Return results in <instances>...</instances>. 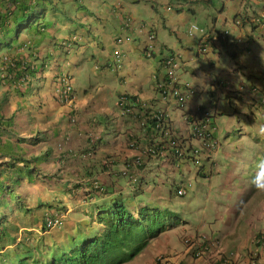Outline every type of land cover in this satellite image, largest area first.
Segmentation results:
<instances>
[{
  "label": "crops",
  "instance_id": "crops-1",
  "mask_svg": "<svg viewBox=\"0 0 264 264\" xmlns=\"http://www.w3.org/2000/svg\"><path fill=\"white\" fill-rule=\"evenodd\" d=\"M41 1L45 7H49L35 9L39 26L30 31L21 27L18 35L13 36L17 40L7 46L0 44V117L11 123V136L6 140L10 152L3 161L18 155L32 160L39 158L26 166L30 171L26 168L17 177L18 188L21 186L18 197L22 195L25 203L33 208L30 211L32 220L28 227L23 228L39 231L47 207L42 209L38 206L56 198L52 202L53 209L65 207L67 210L63 233L67 229L73 232L79 221L90 223L94 220L93 227L100 231L104 224L98 222V217L103 210L109 209L113 199L120 198L137 215L142 207L152 205L143 199L130 197L151 188L158 176L167 174L161 182L172 184L175 180L172 173L181 169L195 173L203 191L207 187L212 190L221 186L224 193L237 196L235 202L224 201L221 206H210L199 212L201 222L197 229L211 230V233L208 230L203 235H196L199 242L207 245L204 255L195 258L187 251L183 239H170L171 228L152 239L135 258L124 264H157L156 259L160 254L171 255L175 264H213L223 256L233 259L234 264H244L251 253L257 254L258 264H264V249L255 237L264 228V193L257 192L252 186L257 159L264 156V107L260 109L263 111L261 117L255 114L257 111L254 108L248 112L237 110L243 118L230 114L225 107L220 108L221 112L218 109L223 100L233 98L234 102L240 100L250 106L261 97L257 84L264 79V40L254 38L252 49L248 50L239 39L247 42L250 26H225L224 29L231 31L229 40L214 43L213 53L199 55L200 36L193 39L195 44L192 47L178 45L177 41L171 39L170 35L176 33L173 28L175 23L170 20L174 15L166 13L159 17L151 14L149 19L145 18V13L151 9L158 11V1ZM142 1H151L152 6L142 5ZM160 1L165 5L167 3L166 9L171 12L172 5L169 3L175 1L182 5L184 1L187 4L199 0ZM244 1L240 0L234 10L233 21L237 15L251 14L261 6ZM52 9H55L54 16L51 15ZM130 17L132 22L127 26ZM213 29L220 30L215 26ZM150 30L157 35L152 58L145 55ZM119 38H123V42L117 46ZM26 41L29 44H23ZM61 42L70 43V48ZM117 50L122 54L123 64L113 71L110 68L115 65L113 61ZM166 50L181 55L183 62L179 79L194 90L184 110L193 113L197 105H202L199 100L205 94L200 95L199 88L204 89L207 83L212 89L209 101L219 97L218 102L212 104L216 105L214 122L218 126L216 136L221 146L217 153L205 155L200 168L188 163L181 168L145 163L134 169L138 177L137 183H134L121 174L122 167L139 154L138 148L130 147L129 138L138 137L143 143L148 142L152 129L151 125L147 129L142 128L139 116L121 112L118 106L121 95L137 97L152 111L169 115L174 127L181 134H188L189 127L185 124L182 111L173 101H162L156 87V80L162 74L160 63L164 55L161 56V53ZM224 50L234 57L228 62L229 75L219 73L218 69L215 75L206 72L204 65L217 67L214 57L218 55L222 58ZM239 53L242 59L236 60L235 55ZM5 57L17 59L19 64L22 62L26 65L27 72L32 73V81L26 84L15 77L4 79ZM198 62L201 66L197 69ZM259 68L263 72L257 74ZM98 70L101 72L98 73ZM65 73L72 77L76 92L73 103H60L56 97L59 76ZM190 73L196 85L188 80ZM236 81L253 84L257 90L244 93L237 92L233 85L228 88ZM217 85L219 88L215 87ZM135 112L140 114V107ZM91 135L97 137L96 143ZM4 141H0V145ZM107 156L115 158L113 166L103 164ZM221 163L224 165L221 166ZM16 165L24 166L22 162ZM40 173L46 177H41ZM99 186L106 192L105 195L100 193ZM250 189L254 195L252 200L246 197ZM229 203L236 209L240 207L244 215L238 214L235 222L226 224L219 218L220 213L224 212L226 216L232 210ZM208 210L217 212L215 222L212 213L207 215ZM232 220L233 217L229 219Z\"/></svg>",
  "mask_w": 264,
  "mask_h": 264
},
{
  "label": "trees",
  "instance_id": "trees-1",
  "mask_svg": "<svg viewBox=\"0 0 264 264\" xmlns=\"http://www.w3.org/2000/svg\"><path fill=\"white\" fill-rule=\"evenodd\" d=\"M39 1L41 0H0L1 45L7 46L17 40L13 36L18 35L21 27L30 31L39 26L40 23H37L35 18L38 15L35 9L38 8ZM234 20L240 24L249 21L248 15L245 17V14L237 15ZM23 44L29 43L26 41ZM3 62L6 63L3 64L4 79L15 77L19 78L20 83L26 84L32 81V73L27 72L28 68L22 62L19 64L17 59L8 57H5ZM10 125L9 121H3L0 117V141L5 140L0 145V160L2 159L0 161V264H123L135 258L150 240L165 230L164 224L155 228L165 219V212L153 213L151 209L144 207L136 217L127 208L125 202L115 198L111 201V208L105 211L108 214L98 218V222L105 225L100 231H96L92 222L87 224L79 221L73 232L67 229L63 233L64 224L63 227L56 229L57 232L53 231L49 235L24 231L22 234L30 240L20 241L19 229L29 226L32 220L30 211L33 208L25 203L26 199L24 200L21 193L18 197L21 186L19 189L17 177L26 168L30 171L31 169L26 166L34 161L37 162L39 158L35 157L32 160L18 155L9 161H3L10 152V145L6 141L11 136ZM19 162L24 166L16 165ZM12 176L16 177L12 178ZM40 176L46 177L41 173ZM99 191L106 194L102 189ZM55 199L38 208L47 207L45 215L54 212L52 202ZM8 245L12 246L7 248Z\"/></svg>",
  "mask_w": 264,
  "mask_h": 264
},
{
  "label": "clouds",
  "instance_id": "clouds-1",
  "mask_svg": "<svg viewBox=\"0 0 264 264\" xmlns=\"http://www.w3.org/2000/svg\"><path fill=\"white\" fill-rule=\"evenodd\" d=\"M203 1L208 2L209 0H203ZM248 3H251L252 5L253 4L254 5L255 4L260 5L261 4L259 9L258 8L255 9L257 11L253 10L252 11L253 13H251L250 15L247 14L249 21L246 24H248L250 26V32L247 35L248 36L247 42H243L241 38L239 39V41L242 42L241 44L243 45V43H244L246 45L247 49L250 50V49H252L251 45H252V42H254V38L257 40H259V39L264 40V30L261 34H259L258 33V31H259L258 25H257V23H255L253 21L254 17L259 16L261 11L264 9V0H249ZM254 11H255V13H254ZM247 15H245V17ZM130 19L132 20V17H130ZM195 25H197V24H195ZM234 25L235 26H243L244 24H240L239 22L234 20ZM190 27L188 29V35L189 36L192 37L196 33H200V43H199V47H198V54L199 55H207L209 53L210 43H213V44L219 43V42L220 43H226L229 40V37L231 34V31L229 28L222 29V30L212 29V30L207 31L204 28L198 26L199 28L203 29L204 32L195 31L191 35L189 32ZM152 32L156 36L155 41H154V50L152 53V56H153L154 51H155L156 41H157V35H156V32H154L153 30H150V32L148 33V36ZM204 33H207L210 36L206 38V37H204ZM148 36H147V40H146L147 43H148ZM122 42H123V38H122ZM116 43H118L117 46H120L119 44H121L118 41H116ZM62 44L66 48H70V43L63 42ZM202 48H206V50L202 51L201 50ZM147 49H148V44H146V55H147ZM241 53L235 55L236 60L242 59V57L240 55ZM170 54H176L178 56V60L180 62L178 67H177L176 74H177V78H178L179 87H181V89L187 95L184 102H178L177 99H175V98H172V99L171 98H164L161 95V92L157 87V82L159 81L160 78H163V74H164L163 70H162L161 63H162L163 59ZM152 56H150V57H152ZM147 57H149V56H147ZM121 58H122V54L120 52L117 54L115 51V59H114L113 63L115 64V66H117V68H120L122 66ZM232 58H234V57H232ZM182 62H183V60H182L181 55L179 53H177L176 51H170L169 54L164 55V57L162 58L161 63H160V69L162 71V74L156 80V87H157V90H158V92L162 98V101H164V102L173 101L177 105V107L182 111V116L184 117V120L186 122L185 124L188 125V127H189L187 135L181 134L179 132V130H177L176 127H174V125L172 124V120L169 117V115H167L163 112H159V111H152L150 109V107L144 106L141 99H139L137 97L135 98V97L127 95V94H123L118 98V106H119V108L123 114L139 116V119H140L139 122H140L141 127L144 129H147L149 127V125H151V129H152L150 132V140L148 142L143 143L141 138H138V137L130 136V138H129L130 147L138 148L139 154L136 157H134V159L130 163H126L122 167L121 174L124 177L129 178L131 182L137 183L138 177H137L134 169L137 167H140L141 165H143L145 163L150 164V165L160 163L162 165H167V166H171V167H175V168H181L182 165H185L188 163V164H192V166L194 165L195 167L200 168L205 155H209L210 153L215 154L220 149L221 142H220L219 138L216 136V133L218 131V126L214 122V116L216 115V113H215V106L216 105L212 104V102H215V104H216L219 100V97L211 99L209 105H205V106L197 105L196 111L193 113H189L188 111L184 110V108L186 107L188 100L192 96L191 94L194 92V90H193V87H190L189 85L181 83V81L179 79L178 71L182 65ZM113 63H111V64H113ZM63 77H69L71 80V84H72L71 101H68V102L62 101L61 96H60V89L62 88V78ZM222 84H224V82ZM239 85H240L239 88L236 89L237 92L254 93L257 90L256 86H254L253 84L247 83V82H242ZM215 87L219 88L218 85ZM56 93H57L56 97L60 103H73L74 102L75 90H74V86H73L72 77L68 73H65V74H62L59 76V85L56 89ZM123 101H124V104H123ZM256 104H257L259 109H262L264 107V95L259 97ZM139 107H140V114L135 112V109L139 108ZM206 113H208V115H206ZM206 118L209 119V122H208L209 126L207 128V131L201 135L197 134L195 132V128L199 127V125H202V124H200L201 122L205 123ZM91 136H92L93 142L96 143L98 140L97 137L95 135H91ZM149 149H151L153 151H151ZM103 164L106 166H113L115 164V158L113 156H107L103 159ZM175 181L176 180H174L173 182H175ZM190 185H191V183H190ZM252 186L257 192L264 193V156L259 157L257 159L256 165H255V172H254V175L252 176ZM100 189H102V188H100ZM181 190L184 192L180 193ZM187 192H188V188L186 186H184L183 184H181L178 187L177 194L179 196H184L187 194ZM145 207L151 209L152 210L151 212H153V213L155 211L162 212L158 208L155 209L154 207H150V206H145ZM142 208H144V207H142ZM66 211L67 210L64 209V207L63 208L59 207L54 212L44 215V219H43L42 226H41V227H44V229H43L44 231L42 230V228H40L39 231H38V229L34 230L32 228H30V229L20 228L19 232L21 233V236H19V240L20 241L30 240V238H26L22 234L24 231L36 232L39 235H43V234L49 235V234H47L48 232H51V231H54L58 228L63 227L65 222H66V217H67ZM140 211H139V213H140ZM139 213L137 215H135L134 213L133 214L136 217H138ZM56 216L60 218V224H58L55 227H49L47 225L48 219L50 217H56ZM167 218H169V214H166L165 219H163V223L165 226L164 231L169 230L171 228H174L175 224H176L175 222L166 223ZM93 222H96V220H94ZM90 223H87V224H90ZM104 227H105V225H104ZM255 237H256V241L258 242L260 247L264 249V228H262L256 234ZM182 239H183V243H184L187 251L192 253L195 258H200L204 255L205 249L207 248V245H205L204 242H199L198 241L199 238H197L196 235L192 236V237H185V238L183 237ZM11 246L12 245H8L7 248H9ZM170 257L172 258L171 255L160 254L157 256L156 263L157 264H175L171 260ZM233 262H234V260L231 259L230 257L223 256L220 259L217 258L215 260V262H213V264H224V263L234 264ZM258 263H259V259L257 257V254L251 253V255L249 256V259L244 264H258Z\"/></svg>",
  "mask_w": 264,
  "mask_h": 264
},
{
  "label": "rangeland",
  "instance_id": "rangeland-1",
  "mask_svg": "<svg viewBox=\"0 0 264 264\" xmlns=\"http://www.w3.org/2000/svg\"><path fill=\"white\" fill-rule=\"evenodd\" d=\"M154 1L159 2L158 11L151 9L150 12L145 13V18L149 19L151 14L154 16L158 15L159 17H161V14L165 16L166 13H171L172 15H174V17L170 20L174 21L175 23L173 28L176 33H172L170 37L173 41H177L178 45L183 44L188 47H192V45L194 46L195 43L192 42L193 39L200 36V33H196L195 37H191L188 35V29L192 24H197L198 26L204 28L207 31L212 30L214 26L220 30L224 29L225 26L232 28L234 26L233 12L236 9L237 5H239L240 3V0H238V2H236V0H210V2L199 0L195 2H189L187 4L184 1V4L179 5L177 2L174 1L172 3H169L170 5H172V11L169 12L166 9L167 3L165 5V2H161L160 0ZM247 1L249 0H245L244 3H246ZM144 4L148 5L149 7L152 6L151 1H142V5ZM225 5L227 6V8L223 9ZM37 6L39 10L49 7V5L45 7V3L43 1H39L37 3ZM191 8H193L194 10H191ZM54 11L55 9H52L51 15L53 16L55 15ZM68 11L71 12L70 7H68ZM209 47V53H213V43H210ZM169 52L170 50H166L164 53H161V56L167 55L169 54ZM223 53L224 56L222 58L218 55L214 57L215 61L217 62V67H211L209 64L204 65V69L206 72L209 71L210 73L212 72L211 74L215 75L218 69L219 73H225L229 75L230 71L228 69V62L233 59L227 50H224ZM197 64L198 69L201 65L200 62H198ZM118 69L119 68H117V66L115 65L110 68V70L113 71H117ZM100 72L101 71L98 70V73ZM179 72L180 69L178 73ZM260 72H263L262 68H259L257 70V74H259ZM188 80H190L192 84L196 85V80L194 79L193 74H188ZM239 84V81L231 83V85L235 86L236 89L239 88ZM231 85H229L228 88H230ZM87 86L89 85L87 84ZM210 86V83H207L204 89L203 87L202 89L197 87L201 92L200 95L205 94V96H202V98L199 100V104H202V106L209 105L210 103V92L212 90ZM257 86L260 88L259 92L260 96H262V94H264V79H262L257 84ZM232 99L221 101L222 105L218 106L220 112L221 109L225 107L227 112H229L230 114H235L237 118H243V115L238 113L237 110L248 112L251 108H254V110L257 111L255 112L257 116H263V111L258 108L256 102L248 106L244 105L240 100H236L234 102ZM220 165L223 166L224 163H221ZM172 174L174 175V179L176 180L172 184H165L164 182H161V179L166 178L167 174H165L164 176H158L157 182L152 183L151 188H146L142 193L137 196L130 197V199H143L144 202L150 203L155 209L158 208L159 210H161V213L165 212L164 214H169V218H167L166 223H176L172 233L169 234L170 239H177V241H179V239H182L183 237L185 238L192 237L195 235H203L204 232H208V230L211 233V230L209 228L197 229L201 222L199 212L203 208H209L210 206H221L223 205L224 201L235 202L237 196H232L228 194V192L224 193V190L221 191V186H216L212 190L207 187L203 191L201 189V186H199L197 183V177L195 176V173H192L190 171L180 169ZM181 184L188 188V192L184 196H179L177 194L178 187ZM193 188H196L197 190L193 191ZM246 197L249 198L248 200H252L254 198L253 191L251 189L249 190V192H247ZM229 205H231V203H229ZM232 207L236 209L235 206ZM233 208L231 211L226 213V216L223 215L224 212L220 213L219 220L227 224L235 222L237 220L238 214L244 215L242 213V210L239 209L240 207L236 210ZM108 210L109 209L103 210L104 212L100 213V216H106L108 213L105 211ZM211 213L212 212L208 210L207 215ZM215 216H217V212L212 213V217H214L213 222H215L216 220ZM231 217H233V220L229 221ZM161 224H164L162 220L159 224L155 226V228L160 226ZM208 225H211V223H208Z\"/></svg>",
  "mask_w": 264,
  "mask_h": 264
},
{
  "label": "built area",
  "instance_id": "built-area-1",
  "mask_svg": "<svg viewBox=\"0 0 264 264\" xmlns=\"http://www.w3.org/2000/svg\"><path fill=\"white\" fill-rule=\"evenodd\" d=\"M253 21L257 23L258 25V33L261 34L264 30V9L261 11L259 16L254 17ZM132 20L129 18L127 26L130 25ZM263 28V29H262ZM195 31H201L204 32L203 29L199 28L197 25L193 24L190 27V34L192 35ZM210 35L207 33H204V37H209ZM155 34L152 32L148 36V49H147V56H152L153 50H154V41H155ZM118 42H122V38L117 39ZM202 51H205L206 48H202ZM118 54L119 52L116 51ZM178 56L176 54H170L166 56L162 63V70H163V78H160L157 82V87L161 92V95L164 98H175L178 102H184L187 95L186 93L179 87L178 85V78L176 74L177 67L179 65ZM166 78V79H165ZM71 94H72V84L69 77H63L62 78V88L60 89V96L62 101L68 102L71 101ZM124 104V101H123ZM208 115V113H206ZM209 119L206 118V122H201L199 127L195 128V132L197 134H204L207 131V128L209 126ZM151 150V149H149ZM153 151V150H151ZM184 191H180V193H183ZM58 224H60V218L59 217H50L48 219L47 225L49 227H55ZM228 264V263H224Z\"/></svg>",
  "mask_w": 264,
  "mask_h": 264
}]
</instances>
